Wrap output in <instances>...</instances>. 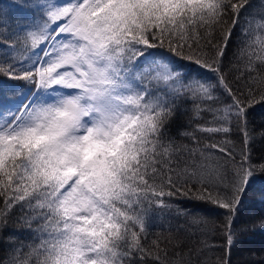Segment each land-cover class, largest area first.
Instances as JSON below:
<instances>
[{
	"label": "snow or ice",
	"instance_id": "snow-or-ice-1",
	"mask_svg": "<svg viewBox=\"0 0 264 264\" xmlns=\"http://www.w3.org/2000/svg\"><path fill=\"white\" fill-rule=\"evenodd\" d=\"M252 7V0L0 3V232L26 228L31 241L10 237L0 264H142L153 216L172 213L186 224L152 241L155 264H203L202 250L187 243L200 220L187 222L192 214L175 196L222 210L218 264H232L247 235L264 233V210L243 218L245 197L264 174L249 127L250 110L264 103V0L248 19ZM242 18L244 89L222 68ZM189 102L200 106L197 116L212 117L199 129L208 143L193 137L195 147L170 132ZM233 129L238 141L227 139Z\"/></svg>",
	"mask_w": 264,
	"mask_h": 264
},
{
	"label": "trees",
	"instance_id": "trees-1",
	"mask_svg": "<svg viewBox=\"0 0 264 264\" xmlns=\"http://www.w3.org/2000/svg\"><path fill=\"white\" fill-rule=\"evenodd\" d=\"M0 3L5 6H10L14 3V0H0ZM252 4L253 7L249 9V13H251L252 16H247L246 14V18L248 19L253 18L259 13L261 0H252ZM9 15L14 17L17 13L13 10L9 12ZM244 19L245 18H242L241 25L236 28L235 34L231 38L227 54L222 59V68L228 80L233 83L234 87H240L241 89H244L245 83L248 80L247 75L244 74L246 61L239 59L238 51L241 47L242 40L241 28L247 26L244 23ZM203 43L204 41L202 40L201 45H203ZM2 58L3 56H0V59ZM208 75H211V73H208ZM217 95H219V93H217ZM198 107L200 106L197 103L189 102L183 109L186 114L181 115L180 118L172 124L170 132L173 137L176 138L177 143L195 147L193 137H196L201 145L208 143L207 135L199 129L211 120L212 117L208 112H204L202 115L197 116ZM249 127L256 130L255 139L251 147L253 159L259 160L264 158V138H261L258 134L261 129H264V103H257L250 110ZM184 133L188 135H184ZM213 139L221 141L225 138L223 136H217ZM227 139L238 141L239 137L235 129H233V132ZM262 175L264 174L257 173L258 178L253 182L251 189L245 197V204L249 208V211L244 213V219L264 210V196H262V193H264V178H260ZM170 199L184 211L192 214L187 218V222L190 223L193 217L200 220L199 225L188 229V232L192 235L187 243L197 250H202L200 259L203 264H218V259L224 255L221 250L224 244L221 232V225L224 220L222 210L210 203L191 197L175 196ZM18 212L19 210H17V213ZM176 224L185 225V217H177L175 213L171 215L165 214L162 218L153 216L150 222V234L145 244L146 249L150 250V254H147V259L142 262V264H155L153 260L155 249L152 246V241L158 237L161 241H164L165 237L170 235L168 232L169 225ZM10 237L11 240L19 241L20 244L24 245L31 242L30 233L26 228L10 225L6 231L0 232V260L6 259L10 252ZM163 246L162 243V247ZM169 250H171V245H169ZM28 251L29 249L25 247L21 253L22 257L23 254ZM185 251H187V249H185ZM137 259H139V257H137ZM230 259L232 264H264V233L256 231L254 234L247 235L241 244L232 249Z\"/></svg>",
	"mask_w": 264,
	"mask_h": 264
}]
</instances>
